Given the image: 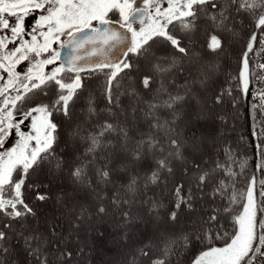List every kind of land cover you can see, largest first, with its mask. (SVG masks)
<instances>
[{"label":"snow or ice","instance_id":"snow-or-ice-1","mask_svg":"<svg viewBox=\"0 0 264 264\" xmlns=\"http://www.w3.org/2000/svg\"><path fill=\"white\" fill-rule=\"evenodd\" d=\"M110 14L118 19L113 21ZM244 20L252 30L240 70L231 79L247 90L249 53L255 46L264 53V0H0V257L10 253L11 237L22 242L25 264L29 258L31 264H66L64 258L71 259V250L53 247L59 226L55 218L52 224L43 221L45 231L29 224L38 219L37 211L24 195L25 188L32 189L36 201H47L50 197L38 185L26 181L39 172L55 176L67 171L75 187L58 199L72 217L73 231L93 216L111 213L118 216L127 244L138 224H152L150 236L136 238L128 264H183L184 254L197 242L202 247L189 264H264V179L258 190L255 175L238 189L240 173L228 161L214 160L211 168L198 163L203 138L185 120L188 106L200 109L194 113L197 119L203 111L204 101L192 85L203 87L219 67L200 60L193 45L202 38V47L216 55L226 53L225 37L238 38V23ZM113 23L119 28L109 27ZM161 48L168 51L161 53ZM22 64L24 70L18 71ZM141 69L140 85L148 98L132 76ZM182 72L183 91H171L173 77ZM96 74L103 77L98 94L85 84ZM225 94L231 96V89L214 101L220 103ZM256 147L264 158V143ZM149 158L154 164L150 175L141 180L131 174ZM228 160L234 163L230 154ZM177 163L187 179L168 189ZM246 164L240 163L241 172ZM257 168L264 172V163ZM119 173L128 175L126 183L114 179ZM149 185L168 189L171 209L152 196L141 199V206L147 205L143 213L132 211ZM204 194L223 203L210 213H198L187 230L177 231L181 209L195 212L194 201ZM164 211L166 219L161 217ZM221 215L231 231L220 225Z\"/></svg>","mask_w":264,"mask_h":264},{"label":"trees","instance_id":"trees-1","mask_svg":"<svg viewBox=\"0 0 264 264\" xmlns=\"http://www.w3.org/2000/svg\"><path fill=\"white\" fill-rule=\"evenodd\" d=\"M251 30L252 29L248 25L247 20H244L242 24L238 23L237 31L239 33V37L235 39L225 37L226 53H221L219 55H216L207 48L202 47L204 43L202 38L197 44H194L193 49L199 55L200 60H202L204 63L216 64L219 67L216 71L209 74L206 85L202 87L199 84H193L192 87L194 90H199L201 97H203L204 92H209L213 100V106L221 108L223 119L219 117H210L211 120L218 123L219 125L227 123L229 125L228 130L223 132V137L218 141V143L216 141H212L210 144H206L201 149L202 151H200V154L202 157H196V161L198 163L203 161L205 166L209 168L214 167V164L212 163L214 160L220 162L228 161L231 163L233 170L240 173V177H238L236 184L238 189H244L246 187L245 181L255 175L257 179L256 188L258 190L259 180L264 179V172L257 168L258 164L264 163V158L259 155L256 147L257 144L264 143V135H261L262 130H264V69L259 68L260 64H264V53L261 52L259 46L254 47L253 53H249L250 80L247 90H242L240 82L231 79V77H235L240 70V56L242 55L244 44L246 43L247 36L250 34ZM160 51L161 53H164L167 52L168 49L161 48ZM128 59L131 60L134 59V57L129 54ZM142 74L143 69H141L140 72H133L132 76L134 78L135 87L137 90L142 96L148 98L149 93L140 85V76ZM82 75L87 74L82 73ZM185 76L186 73L183 72L175 75L173 77L175 84L170 86V90L175 92L179 88L182 92L183 90L180 88V86L186 83ZM102 83L103 77L99 74H96L92 78L85 80V84L89 90L97 94L101 89ZM153 87H158V85H153ZM228 89H231V96L225 94L222 97L221 102L216 103L214 98L221 92H226ZM98 102L100 106L103 107V101L99 100ZM124 103H127V100H124ZM192 107L193 105L188 106L185 111L188 113ZM233 113L237 115L232 116ZM162 115L166 116V113H162ZM58 120L59 118L57 117V121ZM140 127L141 129H144L145 125L141 123ZM193 127L195 128L197 134L207 132V130L210 128L209 125L205 126L199 123H192L189 125V128ZM180 128L185 132L189 131L188 128L184 127V122H180ZM228 154L231 155L232 161H234V163L228 160ZM121 160H123V157H120L113 164V167H116ZM244 161L247 162L246 168L243 170V172H241L239 165ZM153 167L154 164L149 158L148 160L139 162L137 166L131 170V174H138L142 180L143 177L150 175L151 169ZM175 171L177 172H175L174 178L170 179L168 182V189L172 187L175 181L187 179L186 177L182 178L179 163H177V168ZM114 179H116L118 183L123 184L126 183L128 175L125 173H119L114 177ZM28 183H34L38 185L39 191L46 193L50 197V199L44 202L36 201L35 191L25 188L24 195L26 202L35 208L38 217L36 220L30 219L29 224L33 227H39L41 231H45V225L43 221L47 219L48 223L52 224L53 218H55V221L59 226L56 229V235L52 237L53 247L58 246L65 248L67 250H71L73 253L71 259L64 258L66 260V264H71V262H75L77 264H86L82 258L84 254H88L87 250L85 251L83 249L86 248V245L83 243L81 245H77L75 238H83L84 235H87L89 229H94V237L97 238L98 241L108 240L114 237L113 235L116 233H121L120 231L122 228L118 224V216H115L111 213L108 216L102 218L93 216L89 221H86L84 224H82L78 231H73L71 229L69 221L72 219V217L65 215L64 208L61 206L60 200L58 201V197L61 195V193L67 192L70 194L75 187L71 177L68 176L67 171L63 173H57L55 176L49 175L46 171L39 172L32 175L30 179L26 181V185ZM44 185H47V187ZM189 186L190 185L186 184V188ZM168 189H163L162 186L157 187L154 185H149L148 188L145 189L141 193V196L137 199L136 206L132 209V211L135 212V210H138V208L141 207L139 211L141 210L140 212L143 213L147 205L141 206V199H147L148 197L152 196L161 198L167 205V208L171 209L172 205L169 202L171 199V194ZM206 191L211 192V189H207ZM193 192H196V190L193 189ZM108 194H112L110 187ZM81 196H83V193H81ZM257 200H259L258 193ZM194 203L196 209L195 212H189L182 208L178 214V222H185L189 220L190 217L196 218L198 213L201 215L210 213L214 208L222 204L223 201L217 199L216 202H213L207 194H204L203 199L198 198L194 201ZM161 217L166 219V211L161 212ZM219 223L220 225H223L225 229L231 231V225L223 215H221L219 218ZM110 224H117L119 228L116 227L112 230L109 228ZM14 227H17L18 230V226ZM179 229L180 228L176 226V230L179 231ZM135 240L136 237L128 241L127 244L130 246L131 244L135 243ZM57 241L58 244L56 243ZM9 247L11 249L10 253L7 255V257H0V260H2L4 264H25V257L22 251V242L10 237ZM201 247L202 245L197 242L195 247L189 248L187 253H185L183 256V264H189L191 257L195 255ZM98 251H100L98 254H104L109 250L106 247L101 246L99 247ZM89 253L90 259L89 263L87 264H98L99 260H101L99 255L96 257L94 256V252L91 253L89 251Z\"/></svg>","mask_w":264,"mask_h":264},{"label":"rangeland","instance_id":"rangeland-1","mask_svg":"<svg viewBox=\"0 0 264 264\" xmlns=\"http://www.w3.org/2000/svg\"><path fill=\"white\" fill-rule=\"evenodd\" d=\"M167 6V5H165ZM32 22V18H30L27 23L31 24ZM138 27V25H136ZM63 39V37L61 38ZM11 47V45H10ZM53 47H57L58 45H53ZM26 64V62H25ZM25 64H22L17 70L18 71H23ZM52 67V66H49ZM213 73V72H212ZM221 73V72H220ZM250 74V73H249ZM250 76V75H249ZM250 80V78H249ZM204 103L201 105V108L203 109L202 114L200 116L199 119L196 118V116L194 115L195 112L200 111V109H197L194 105L191 108V110H189V112L187 113L186 116V121L187 120H191L192 123L194 124H202L205 126H210V128L207 130V132H202V133H198L197 135L203 138V143L201 145V149L206 145V144H210L212 141H216L218 143V141L223 137V132L225 130H228V123L227 124H218L216 122H214L213 120H211L210 117H222L221 114V108L220 107H216L213 106V100L212 97L210 95L209 92H204L203 93V97H202ZM221 115V116H219ZM237 114L233 113L232 116H236ZM27 123V122H26ZM23 127V126H22ZM25 131H27V129H24ZM15 137H10L8 142L6 143L5 147H10L11 144L13 143ZM202 151V150H201ZM197 157H202V155L199 153L197 155ZM177 168V166H176ZM179 171V169H178ZM177 172V171H175ZM71 194V193H70ZM257 196V193H256ZM57 199V198H56ZM59 201V199H58ZM139 209H141V207L138 208V210H135L134 213H141L139 211ZM143 219H147L146 217H143ZM195 219V218H191L185 222L183 221H179L177 224V227L181 228H185V226L187 224H190L191 221ZM117 226V224H110L109 228L110 229H115ZM152 224L150 222L148 223H140L137 225L135 232H136V238H144V237H148L151 235L152 233ZM119 228V227H118ZM121 233H116L115 235H113L114 237L108 239V240H102V241H98L97 238L94 237V229H89L87 235L83 238L81 237H76L75 241L77 243V245H81L82 243L84 245H86V248H83L85 251L87 250L88 254H84L83 261H85V263H89V259H90V253L94 252V256L97 257V255H99V257L101 258V260H99L98 264H128V261L131 259L130 257V253L134 250V246H137V241L135 240V243L131 244L129 246V244H125V242L121 239V235L123 232V229L120 231ZM106 247L109 251H107V253H99L100 251H98L99 247ZM102 249V248H100ZM28 264H31V259H28ZM71 264H77L75 262H71Z\"/></svg>","mask_w":264,"mask_h":264},{"label":"water","instance_id":"water-1","mask_svg":"<svg viewBox=\"0 0 264 264\" xmlns=\"http://www.w3.org/2000/svg\"><path fill=\"white\" fill-rule=\"evenodd\" d=\"M113 21H115V20H113ZM97 26H99V25H97ZM109 27H113V28H119V26L117 25V24H115V23H113V24H111V25H109ZM66 39V38H65ZM63 51L64 50H61V52H62V55H63ZM129 56V55H128Z\"/></svg>","mask_w":264,"mask_h":264},{"label":"flooded vegetation","instance_id":"flooded-vegetation-1","mask_svg":"<svg viewBox=\"0 0 264 264\" xmlns=\"http://www.w3.org/2000/svg\"><path fill=\"white\" fill-rule=\"evenodd\" d=\"M110 17H111L112 20H117L118 19V16H115V15H112V14H110ZM65 38L66 37H63V39H65Z\"/></svg>","mask_w":264,"mask_h":264}]
</instances>
